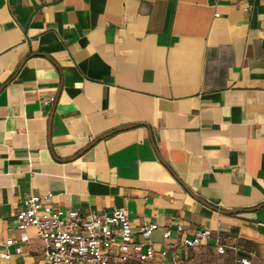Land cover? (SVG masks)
<instances>
[{
    "label": "crops",
    "instance_id": "1",
    "mask_svg": "<svg viewBox=\"0 0 264 264\" xmlns=\"http://www.w3.org/2000/svg\"><path fill=\"white\" fill-rule=\"evenodd\" d=\"M29 192L157 222L149 264L203 229L264 264V0H0V241ZM25 231L0 264H45Z\"/></svg>",
    "mask_w": 264,
    "mask_h": 264
},
{
    "label": "built area",
    "instance_id": "2",
    "mask_svg": "<svg viewBox=\"0 0 264 264\" xmlns=\"http://www.w3.org/2000/svg\"><path fill=\"white\" fill-rule=\"evenodd\" d=\"M54 99L51 97L48 101ZM52 197V192L27 194L25 207L15 216L22 236L0 241V260L10 261L14 254L23 252V243L28 238L25 230L29 226L36 227L38 237L45 244V264H149L153 260L156 249L150 236L158 228L157 222L140 227L145 236L141 241L135 239L130 216L123 208L82 213L78 209L51 205ZM169 235V230L164 232V237ZM210 236V229L199 230L185 236L181 244L197 248L207 244ZM215 246L220 254L231 252L233 264H253L251 251L243 253L238 246L220 238ZM173 263L177 264L178 260L174 258Z\"/></svg>",
    "mask_w": 264,
    "mask_h": 264
},
{
    "label": "rangeland",
    "instance_id": "3",
    "mask_svg": "<svg viewBox=\"0 0 264 264\" xmlns=\"http://www.w3.org/2000/svg\"><path fill=\"white\" fill-rule=\"evenodd\" d=\"M177 264H232V261L229 256L220 254L212 248L199 246L193 248Z\"/></svg>",
    "mask_w": 264,
    "mask_h": 264
},
{
    "label": "water",
    "instance_id": "4",
    "mask_svg": "<svg viewBox=\"0 0 264 264\" xmlns=\"http://www.w3.org/2000/svg\"><path fill=\"white\" fill-rule=\"evenodd\" d=\"M121 127H127V126H121ZM109 133H110V132H107V133L103 134L102 136H106V135L109 134ZM91 144H92V143H90L89 146H90ZM89 146H88V147H89ZM226 211H234V210H226Z\"/></svg>",
    "mask_w": 264,
    "mask_h": 264
}]
</instances>
